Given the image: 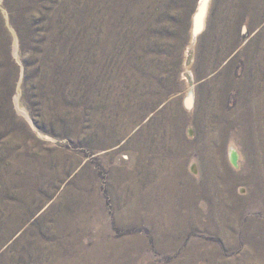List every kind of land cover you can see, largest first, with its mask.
Segmentation results:
<instances>
[{
	"label": "rangeland",
	"instance_id": "rangeland-1",
	"mask_svg": "<svg viewBox=\"0 0 264 264\" xmlns=\"http://www.w3.org/2000/svg\"><path fill=\"white\" fill-rule=\"evenodd\" d=\"M254 172L264 0H0V264H264Z\"/></svg>",
	"mask_w": 264,
	"mask_h": 264
},
{
	"label": "bare ground",
	"instance_id": "bare-ground-1",
	"mask_svg": "<svg viewBox=\"0 0 264 264\" xmlns=\"http://www.w3.org/2000/svg\"><path fill=\"white\" fill-rule=\"evenodd\" d=\"M200 11V9L198 10V12ZM203 11H200L199 13H198V15H196L194 18H193V23H194V30H198V29H200V27H201V24H202V13ZM262 106V105H261ZM260 108V107H259ZM262 110V109H261ZM262 112V111H261ZM253 113L255 114V115H258V118H260V115H259V112L258 111H253ZM262 115V114H261ZM254 116V115H253ZM257 117V116H256ZM255 120V119H254ZM258 121V120H257ZM262 121V120H261ZM259 122V121H258ZM257 123V122H256ZM253 129V132H255L256 130H258L259 129V127L258 126H256L254 123H253V127H252ZM175 148H176V146H175ZM228 156H230L231 157V160H232V163H233V165H237V153H236V150H235V148L234 147H230V149H229V151H228ZM213 177L210 179L211 180V184L210 185H213V186H210V185H208V184H206L205 186V188H204V191L205 192H210L209 191V188L210 187H214V185L217 183V180H219L218 178V173H217V169L215 168V170H214V173H213V175H212ZM251 179H253V183H251V184H253L254 186H255V188L256 189H254V192H252V194L254 193L255 195H257V193H258V191H259V189H258V187H259V185H262V183H264V175H262V174H259L258 172H254V174L252 175V178ZM242 180V179H241ZM214 181H215V183H214ZM237 181V180H236ZM244 181V180H243ZM247 181V180H246ZM224 182V189H223V193H222V190H219V192H218V194H220V195H225V196H229V195H231V191H232V187H233V180H224L223 181ZM214 183V184H213ZM252 185V186H253ZM253 186V187H254ZM262 187H263V185H262ZM260 188V187H259ZM216 189V188H215ZM258 189V190H257ZM261 189V188H260ZM217 190V189H216ZM264 189H261V191H263ZM251 193V192H250ZM260 194H261V192H260ZM259 195V194H258ZM262 195V194H261ZM260 195V196H261ZM100 246H102L103 247V245H100ZM110 246V244L107 246V247H109ZM123 254H121L119 251H118V254H116V253H114V252H111V254H110V259L108 260V262H115V259L117 260V258H120L121 259V257L123 258ZM128 256V255H127ZM117 257V258H116ZM115 258V259H114ZM124 258H126V256L124 257ZM119 259V260H120ZM130 260H132V258H129ZM122 260V259H121ZM127 261H129L128 259H126ZM106 261V260H105ZM125 261V260H124ZM126 263V262H125ZM108 264V263H107ZM112 264V263H111ZM117 264V263H116Z\"/></svg>",
	"mask_w": 264,
	"mask_h": 264
}]
</instances>
